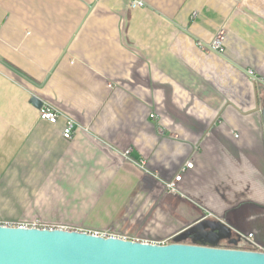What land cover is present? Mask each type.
Returning <instances> with one entry per match:
<instances>
[{
  "label": "crops",
  "instance_id": "1",
  "mask_svg": "<svg viewBox=\"0 0 264 264\" xmlns=\"http://www.w3.org/2000/svg\"><path fill=\"white\" fill-rule=\"evenodd\" d=\"M133 1L0 0V222L160 243L213 213L264 245V0Z\"/></svg>",
  "mask_w": 264,
  "mask_h": 264
},
{
  "label": "water",
  "instance_id": "2",
  "mask_svg": "<svg viewBox=\"0 0 264 264\" xmlns=\"http://www.w3.org/2000/svg\"><path fill=\"white\" fill-rule=\"evenodd\" d=\"M31 102L37 108L43 104L36 96ZM262 115L264 120V101ZM231 236L225 223L205 218L166 245L0 225V264H264L263 252L222 247ZM182 237L191 243H183Z\"/></svg>",
  "mask_w": 264,
  "mask_h": 264
},
{
  "label": "built area",
  "instance_id": "3",
  "mask_svg": "<svg viewBox=\"0 0 264 264\" xmlns=\"http://www.w3.org/2000/svg\"><path fill=\"white\" fill-rule=\"evenodd\" d=\"M144 3L141 0H134L132 2V7H137V6H143ZM227 39V30L225 27H222L218 33L216 34L215 38L209 42H203L199 41L198 45L199 47L206 51V52H215L218 53L219 55L224 54L225 50V43ZM40 117L42 120H46L52 124H55L58 119L61 117V112L51 106L48 103H43V105L40 108ZM62 136L64 139L68 141H73L75 139V136H77V128L75 127V122L72 119H68V122L66 124L65 129L62 132ZM130 151H127L124 156L128 157ZM139 166L144 167L145 163L144 161L138 162L137 163ZM194 168V159L192 156L188 158V160L180 166L177 174H175L174 178L172 180H169L166 182V190L168 193L171 194H176L179 193V183L182 181V178L185 176L189 170ZM205 219H211V220H217L222 223H225L222 218L217 217L213 213H210L209 216H206ZM1 226H9V227H19V228H45V229H63V230H73L69 229L64 226H49L48 224L43 223L41 220L38 219H33V220H22L17 223H2L0 222ZM81 232H85L83 230H78ZM89 234L97 235V236H102L105 238L108 237H118L122 238L120 236H117L114 234L111 230L107 232H86ZM239 235V243L238 246L234 249H241V250H250V251H257V252H263L264 253V245L257 243L255 240V234L254 233H249V234H242L238 232ZM176 237V236H175ZM171 238L168 241L165 242H160V243H153V244H158V245H166L169 243H172L174 238ZM122 239H127V240H132L135 242H140L139 240L133 238V239H128V238H122Z\"/></svg>",
  "mask_w": 264,
  "mask_h": 264
},
{
  "label": "rangeland",
  "instance_id": "4",
  "mask_svg": "<svg viewBox=\"0 0 264 264\" xmlns=\"http://www.w3.org/2000/svg\"><path fill=\"white\" fill-rule=\"evenodd\" d=\"M37 207V206H36ZM35 206H29L28 207V210H27V214H28V212L30 213V215L31 216H33V215H35V208H36ZM63 208H66V206L65 207H63ZM66 213H68L67 211H64V213L62 214V218L61 219H65V220H67L66 218H65V214ZM52 215H55V213H53V212H51L50 214H49V216H52ZM72 215V214H71ZM61 219H52V218H50V222H44L45 220H43V223H45V224H48L49 226H58L57 224H54V223H66V222H63V221H61ZM31 220H33V219H31ZM35 220H36V218H35ZM42 220V219H41ZM81 220V219H80ZM69 221H71V222H69L70 223V228L69 229H74V227H79V229H83L82 227H81V225H83V220H81V221H78V220H69ZM51 222H53V223H51ZM81 224V225H80ZM69 227V226H68Z\"/></svg>",
  "mask_w": 264,
  "mask_h": 264
},
{
  "label": "trees",
  "instance_id": "5",
  "mask_svg": "<svg viewBox=\"0 0 264 264\" xmlns=\"http://www.w3.org/2000/svg\"><path fill=\"white\" fill-rule=\"evenodd\" d=\"M234 238H235V236L232 235L230 241L234 240ZM236 238H237V237H236ZM173 241H174V240H173ZM181 241H182L183 243H186V244L191 243L190 239H189V238H186V237H182V238H181ZM235 242H236L235 244H234V243H230L228 247H229V248H236V246H238L239 240L236 239Z\"/></svg>",
  "mask_w": 264,
  "mask_h": 264
}]
</instances>
